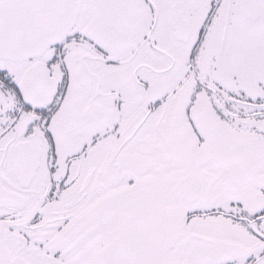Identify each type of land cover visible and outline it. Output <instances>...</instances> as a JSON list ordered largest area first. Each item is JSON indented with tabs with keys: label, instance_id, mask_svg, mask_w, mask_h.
<instances>
[{
	"label": "snow or ice",
	"instance_id": "snow-or-ice-1",
	"mask_svg": "<svg viewBox=\"0 0 264 264\" xmlns=\"http://www.w3.org/2000/svg\"><path fill=\"white\" fill-rule=\"evenodd\" d=\"M0 264H264V0H0Z\"/></svg>",
	"mask_w": 264,
	"mask_h": 264
}]
</instances>
